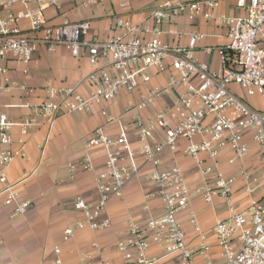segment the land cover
<instances>
[{"label":"built area","instance_id":"1","mask_svg":"<svg viewBox=\"0 0 264 264\" xmlns=\"http://www.w3.org/2000/svg\"><path fill=\"white\" fill-rule=\"evenodd\" d=\"M99 2L101 0H81L80 4L89 6ZM237 3L246 9L244 15L217 17L229 41L218 50L222 66L213 69L194 56L193 48L203 34L191 33L188 46L166 42L160 34L164 22L175 15L183 14L191 20L199 16L214 18L219 0H163L150 13L155 22L152 31L156 34L150 40L128 38L130 32L140 27L122 15L114 17L115 34L102 39L93 33L89 20L63 17L60 24H51L45 13L51 5H58L57 0H0V77L17 70L11 63L22 64V72L28 74L40 46L49 52L60 45L69 46L75 57L85 53L92 67L89 77L95 84L87 95L74 88L52 90L60 95V100H44L33 106L43 119H52L60 112L90 111L94 105L110 102L123 91L134 92L151 81L150 68L170 72L165 85L152 87L138 103L126 108L130 120L110 114L106 108L101 110L107 124H117L118 135L111 136L105 124L97 126L86 140L84 157L71 165L72 176L81 170L95 171L97 165L92 151L99 148L105 151L104 169L96 177L98 198L94 202L76 200L75 208L82 211L84 217L66 226L64 239L86 227L109 228L111 218L100 219L109 201L119 198L126 202L128 184L140 176L143 182L157 188L156 194L149 196L160 198L164 215L151 217L146 227L134 219L129 221L126 237L116 242L123 264H157L163 259L175 260L178 264H198L197 254L207 255L211 249L207 234L196 214L191 212L189 220L201 240L197 247L192 246L180 212L198 195L206 202H212L215 195L230 200L235 183L241 177L246 181L247 192L260 190L261 196H251L246 210L235 211L230 217L219 220L215 224V235L224 264H264V111L253 109L232 90L233 85H238L248 95L264 94V0H237ZM18 5L22 9H18ZM24 21L28 25H24ZM206 51L209 53L211 48ZM173 90L178 91L173 103L159 108L153 116L143 115L144 109ZM4 106L0 86V183L4 184L0 195H4L5 204L13 208L11 218H15L27 213L31 201L22 199L15 186L7 182L6 168L25 155V142L20 140V146L13 147L12 132L16 123L3 110ZM25 106L32 107V104ZM36 124L34 118H28L19 126L26 134ZM158 130L162 134H157ZM131 132L141 143L139 152L133 147ZM249 132L258 146L261 173L256 175L253 169L242 168L237 175H226L221 151L229 148V164L245 159L250 153L246 140ZM197 136L201 137L200 141H196ZM183 140L186 141L184 152L194 159L203 178L195 186L187 182L178 164L163 166L164 150L178 151ZM139 155L143 158L142 164ZM143 165L150 168L142 172ZM148 208L146 204L144 209ZM154 243L162 249L158 257L149 253ZM55 252L59 255L61 248L56 246ZM89 257L88 253H81V263L87 264ZM56 263H62L59 256Z\"/></svg>","mask_w":264,"mask_h":264},{"label":"crops","instance_id":"2","mask_svg":"<svg viewBox=\"0 0 264 264\" xmlns=\"http://www.w3.org/2000/svg\"><path fill=\"white\" fill-rule=\"evenodd\" d=\"M80 2L81 0H57L58 5H51L46 10V17L51 24H60L63 17L74 21L89 20L93 33L107 39L115 34V15H122L133 25L140 27L139 30L130 32L128 38L150 40L156 36L152 31L155 22L150 13L163 0H101L98 4L89 6H83ZM17 8L22 9V6L18 5ZM245 13L246 9L239 6L237 0H219L214 18L199 16L191 20L183 14L172 16L164 22L160 37L172 44L188 46L191 33L203 34L193 48L194 56L213 69H219L222 60L218 50L229 40L225 27L217 17L221 14L239 16ZM23 23L28 25L27 21ZM206 48H211V51L208 53ZM10 65L17 67V70L0 77L5 105L3 110L16 123L12 132L15 139L13 147L20 146L19 141L24 140L25 155L15 159L6 168L7 182L15 186L22 199L30 200L31 206L27 213L11 218L13 208L6 205L4 195H0V261L2 264H57L59 256L61 264H82L80 256L84 252L90 255L87 264H123L116 242L126 237L129 221L134 219L146 227L151 217L164 215L160 198L156 195L149 196L151 193L156 194L157 188L143 182L140 176L134 178L126 188L127 201L111 198L100 217L111 218L109 228L94 230L86 227L77 230L73 237L64 239L66 226L73 225L84 217L82 211L75 208L76 200L83 198L87 202H94L98 198L96 177L104 169L105 151L101 148L92 151L97 165L95 171L81 170L72 176L71 165L84 157L87 151L86 140L97 126L105 124L111 136L118 135L117 124L106 123V118L101 113L103 108L110 114L130 120L131 116L126 113V108L132 103H138L152 87L165 85L170 72H158L155 68H150L151 81L142 84L134 92L123 91L110 102L94 105L90 111L60 112L52 119H43L33 106L44 100H60V95L52 90L74 88L87 95L92 89L95 82L89 77L92 67L87 55L83 53L75 57L66 45L57 46L53 52L40 46L28 74L22 72V64ZM232 90L238 96H244L243 100L253 109L264 111V94L248 95L238 85H233ZM177 96L178 91H169L156 104L144 109L143 115L146 118L153 116L159 108L173 103ZM26 103L32 104V107L25 106ZM28 118H34L37 124L23 134L19 123ZM157 134L162 132L158 130ZM131 139L133 147L139 152L141 143L133 132ZM200 140L201 137L197 136L196 141ZM246 140L250 145V153L235 164L228 163L231 154L229 148L221 151L222 169L226 175H237L242 168L253 169L256 175L261 173L262 165L257 157L258 146L253 141L251 132L246 135ZM185 146L186 141L183 140L176 152L166 148L162 154L163 166L178 164L184 170L187 182L195 186L203 178L194 159L184 152ZM139 162L143 163L141 155ZM149 168L150 165H143L142 172ZM245 185L246 181L239 177L230 200L215 195L212 202H206L198 195L180 212L179 217L192 246L197 247L201 240L189 220L191 212L196 214L202 230L207 234L211 249L207 255L197 254L198 264H224L222 250L215 235V224L230 217L235 211L246 210L251 196H261L260 190L252 194L247 192ZM3 187L4 184L0 183V190ZM146 204L148 209H144ZM56 246L61 248L59 255L55 252ZM149 253L158 257L162 254V249L154 243ZM157 264L178 263L163 259Z\"/></svg>","mask_w":264,"mask_h":264},{"label":"rangeland","instance_id":"3","mask_svg":"<svg viewBox=\"0 0 264 264\" xmlns=\"http://www.w3.org/2000/svg\"><path fill=\"white\" fill-rule=\"evenodd\" d=\"M240 97H244V96H240Z\"/></svg>","mask_w":264,"mask_h":264}]
</instances>
